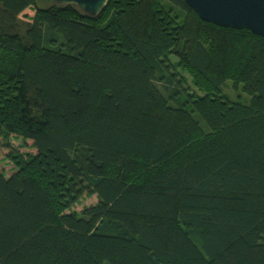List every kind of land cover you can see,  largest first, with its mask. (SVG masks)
<instances>
[{
    "label": "trees",
    "instance_id": "trees-1",
    "mask_svg": "<svg viewBox=\"0 0 264 264\" xmlns=\"http://www.w3.org/2000/svg\"><path fill=\"white\" fill-rule=\"evenodd\" d=\"M2 149L0 264H264V37L185 0H0Z\"/></svg>",
    "mask_w": 264,
    "mask_h": 264
},
{
    "label": "water",
    "instance_id": "water-1",
    "mask_svg": "<svg viewBox=\"0 0 264 264\" xmlns=\"http://www.w3.org/2000/svg\"><path fill=\"white\" fill-rule=\"evenodd\" d=\"M73 3L90 17L98 15L110 0H53ZM205 21L219 26L248 28L264 37V0H185Z\"/></svg>",
    "mask_w": 264,
    "mask_h": 264
},
{
    "label": "rangeland",
    "instance_id": "rangeland-1",
    "mask_svg": "<svg viewBox=\"0 0 264 264\" xmlns=\"http://www.w3.org/2000/svg\"><path fill=\"white\" fill-rule=\"evenodd\" d=\"M39 4H40V6H46L49 4V2L40 1ZM32 15H34V12L30 9H27L24 12L23 17L28 18L27 16H32ZM228 87H230L231 93L234 92L235 89L233 90L231 88V87H233V85H232V81H230V80H228L227 83L224 85V90L227 92H228V90H227ZM235 91H237V93L235 95L236 97L240 92H243L242 89L241 90H235ZM199 134H200V131H196L193 134V136L197 137ZM12 141L16 146L19 147V150L21 152H26L29 154H35L37 152V148H36L33 140L24 141L19 136H13ZM6 151H7L6 149L0 150V171H3L8 176L14 172L16 166H15L14 162L8 158V156L6 155ZM69 175L71 176L70 181L73 183L74 188H77L78 195L80 197L79 204L76 205L75 208L77 210H81L84 205H89V204L95 203L97 201L96 197L94 195L90 194L91 193L90 192V190H91L90 184L88 183L86 178L84 176L78 175V174L73 175V174L69 173Z\"/></svg>",
    "mask_w": 264,
    "mask_h": 264
}]
</instances>
